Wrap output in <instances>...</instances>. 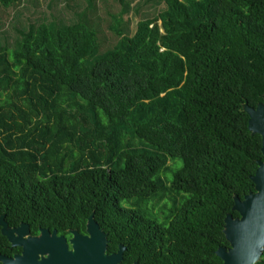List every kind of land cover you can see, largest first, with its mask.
<instances>
[{"label": "trees", "instance_id": "1", "mask_svg": "<svg viewBox=\"0 0 264 264\" xmlns=\"http://www.w3.org/2000/svg\"><path fill=\"white\" fill-rule=\"evenodd\" d=\"M73 1L39 20L0 0V215L68 238L93 213L120 264H222L264 162L242 110L263 101L264 0Z\"/></svg>", "mask_w": 264, "mask_h": 264}, {"label": "water", "instance_id": "2", "mask_svg": "<svg viewBox=\"0 0 264 264\" xmlns=\"http://www.w3.org/2000/svg\"><path fill=\"white\" fill-rule=\"evenodd\" d=\"M255 108L242 104L247 115V128L261 139V154L264 157V96ZM254 191L242 200L233 196L231 211L223 220L222 233L230 249L219 247L215 255L223 264H256L264 251V162H258L250 177ZM67 240L55 230L40 229L31 236L28 225L21 223L10 228L0 215V234L13 246L22 247L20 255L8 259L0 257L2 264H120L126 247L119 245L115 253L107 254V236L93 219L91 213L85 224V234L68 231ZM132 264H138L133 262Z\"/></svg>", "mask_w": 264, "mask_h": 264}, {"label": "rangeland", "instance_id": "3", "mask_svg": "<svg viewBox=\"0 0 264 264\" xmlns=\"http://www.w3.org/2000/svg\"><path fill=\"white\" fill-rule=\"evenodd\" d=\"M74 1L73 0H30V2H25L24 6L22 8V15L24 18H29L28 14H31L33 19L36 17H39V20H43V18H47L49 16V13L51 14L52 10L59 11V6L66 5V6H73ZM52 5V6H51ZM50 6V7H49ZM65 10V9H64ZM66 11V10H65ZM67 12V11H66ZM13 15V14H12ZM66 15V14H65ZM28 16V17H27ZM12 17V16H11ZM127 18V16H124V19ZM37 19V20H38ZM13 26L16 25L15 19L11 21L9 27L5 30V33H0V44L2 42H5V46L11 51L14 47H12L13 37L15 36V33L13 31ZM109 34V40L112 41L113 36ZM173 163V170L180 167V161L175 160L174 162H169L168 165L171 167ZM171 175H168L170 178Z\"/></svg>", "mask_w": 264, "mask_h": 264}, {"label": "flooded vegetation", "instance_id": "4", "mask_svg": "<svg viewBox=\"0 0 264 264\" xmlns=\"http://www.w3.org/2000/svg\"><path fill=\"white\" fill-rule=\"evenodd\" d=\"M21 224V223H20ZM19 224V225H20ZM8 225V224H7ZM18 225V226H19ZM17 226V227H18ZM10 228H16V227H10ZM29 228V227H28ZM30 232V231H29ZM39 233V232H38ZM85 234V233H84ZM1 235V234H0ZM31 235V234H30ZM38 235V234H37ZM2 236V235H1ZM31 236H36V235H31ZM3 237V236H2ZM5 239V237H3ZM66 238V237H65ZM70 237L66 238L67 240ZM221 248H224L225 251H228L230 249L229 243L225 240V244L223 246H220ZM219 248V247H218ZM22 252V247L16 246L13 247L6 239L5 241L1 240L0 241V257H5L8 259L14 258L15 256L20 255ZM2 264V262H0ZM223 264V263H222Z\"/></svg>", "mask_w": 264, "mask_h": 264}]
</instances>
